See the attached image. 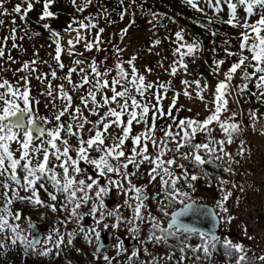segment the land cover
<instances>
[{"label": "snow or ice", "instance_id": "6c2138e0", "mask_svg": "<svg viewBox=\"0 0 264 264\" xmlns=\"http://www.w3.org/2000/svg\"><path fill=\"white\" fill-rule=\"evenodd\" d=\"M39 2L22 0L9 11L8 0H0V17H12V24L15 25V16L18 15L26 23L28 12ZM53 2L43 0L41 21L55 16L50 11ZM72 3L78 12H84L93 5V0H82L80 4L72 0ZM131 3L135 4V0H131ZM185 3L207 17L206 23H195L214 38L226 34L212 28L213 24H227L242 29L239 50L231 51L229 40L225 39V58L213 59L209 66L212 74L218 76L226 61L236 58L224 72V79H219L215 84L214 90L206 80L202 85L200 79L182 80V93L173 89L171 80L149 81L136 66L137 55L133 54L124 60L125 49L114 44V64H107V55L98 60L91 53L107 52L102 38L105 29L99 27L93 16L85 17L88 23L73 18L72 23L78 27L72 28V24H69L64 30L76 33L74 39L68 40L67 49L61 43L60 33L53 30L50 24H43L55 43L52 59L57 67L48 65L50 73H40L35 78L46 85L40 95L45 97L44 107L50 110V116L40 114L41 100L31 94L30 78L37 72L36 60L23 62L22 68L17 70L25 73L20 77L23 84L19 81L13 84L0 77V188L3 189V201L0 202V257L6 258L17 248H22L25 259L30 256L49 259L60 257L65 248L73 246L74 241L83 236L90 245L95 241L93 255L97 264L101 259L104 264H114L115 257L104 252L105 245L100 242L99 229L103 222L104 229L111 227L118 230L123 226L136 239H139L143 226L147 225L148 234L141 241L142 244L165 246L180 253L179 259H176L174 251H169L164 257H157L145 246L143 253L150 259L139 260V250H133L128 257V264H161V261L170 264L173 260L175 264H186L189 259L193 264H214L216 255L221 251L229 264L233 255L237 256L235 264H253L242 243L217 234L216 229L221 224L231 225L235 219L228 202L234 195V189L239 188L240 192H244V187L237 185L233 179H224L215 173L222 170L230 177H235L237 171L233 165L242 167L246 153L251 158V150L243 139L248 127L243 123L244 110L240 107L235 111L230 110L229 97L237 105L246 95L255 97L258 103L264 105V0H204L216 17L215 20L200 6L199 0H185ZM118 4L123 6L124 0H118ZM97 7V16L104 14L106 19H110L111 14L103 3ZM127 10L125 7L119 13L121 20ZM240 10L243 16L239 14ZM222 13L227 15L226 20L222 18ZM151 14L154 18L162 15ZM254 16L258 18L253 22ZM169 19L176 23L174 18ZM4 24L5 20L0 19V26ZM81 29L86 30L84 34ZM93 29L96 31L89 37L87 33ZM16 31L13 26L11 38L14 48ZM127 31V28L121 30V40ZM185 34L184 28L174 33L173 43L177 46L173 56H179L169 68L164 69L163 58L158 61L157 66L172 77L180 70L187 74L186 57L195 60L196 54L203 51L202 41L193 39L188 42ZM7 39L4 38L5 41ZM81 42L83 51L76 48ZM161 43L160 39H155L153 47ZM211 51L215 53L216 47L213 46ZM62 53L71 59V66L65 65ZM4 55L5 50L0 47V57ZM12 59L9 55L8 60ZM43 63L47 64V61ZM57 69L61 72L66 69V74L58 75ZM152 71L149 67L145 68L147 73ZM74 73L79 78L78 82L73 81ZM49 74L52 80L66 81L69 87L66 88L65 83L54 86L52 80L48 79ZM237 77L241 83L233 85ZM253 82L257 91L249 87ZM192 85H195L194 93L189 91ZM169 91L173 92V98L165 107L164 101ZM73 94H79V104L74 103ZM181 94L189 100L203 102L208 114L204 118H200L199 113L180 117L178 114L181 111L193 112L192 108L185 109L178 104ZM209 94L212 96L210 101L206 99ZM248 120L252 132L264 136V126L258 127V110L250 109ZM136 128L140 130L136 131ZM217 128L222 134L221 138H217ZM234 143L237 144L235 154L228 150V146ZM13 144L16 145L15 149ZM209 168L213 171L210 172ZM213 178L221 195L214 208L207 209L206 205L198 202L195 194L201 180L211 187ZM139 179L146 182H134ZM156 183H159V191L150 193L149 186ZM113 191L117 195L122 194L124 200L122 205L109 208L106 201ZM149 201H154L157 211L168 218L166 227L162 226L161 218L153 214ZM17 203L37 212L47 210L41 213V219H46L48 212L56 214V225L43 240L31 235L35 223L30 216H25L23 209L14 207ZM176 205L181 206L179 210L169 213ZM121 208L131 209L132 215L125 217ZM197 209H207L203 214L212 217L210 228L185 223L181 219ZM85 217H91L93 225L85 227ZM109 218L113 221L111 224L107 222ZM22 220L27 221L26 230L21 229L19 222ZM73 222L76 228L68 230V224ZM243 230L247 234L246 225ZM193 238L198 239L199 243L193 245ZM247 238L252 240L255 237ZM116 241L114 247L119 256L127 250L120 237L117 236ZM171 241H175V244ZM75 250L81 251L78 248ZM257 259L260 264H264V255Z\"/></svg>", "mask_w": 264, "mask_h": 264}, {"label": "trees", "instance_id": "16d2710c", "mask_svg": "<svg viewBox=\"0 0 264 264\" xmlns=\"http://www.w3.org/2000/svg\"><path fill=\"white\" fill-rule=\"evenodd\" d=\"M9 1L10 3L9 4L7 3V7L9 8V11H11V8L16 3H22V0H9ZM60 1L61 0H54V2L50 5V11L55 13V16L46 18V20L51 23V28L53 30H55L56 32H59L60 34H66L67 32L64 30L68 28L69 24H72V28L78 27L77 24L72 23L73 18H75L76 20H84L85 23H88V21L85 20V17H88V16L96 17V21L98 22L99 27H105V29L107 30V32L102 35V38L105 41V43L103 44V47L107 49V52H100V54H105L109 56V55H112V51H113L112 45L114 44V45L119 46V38H120V34H118L117 38L112 36L111 31L121 33L122 29L127 28L128 31L124 37H132L133 41L136 43L135 46L138 45V49L132 50V53L136 54L137 51H139L138 52L139 54H136L138 59L135 63H136L137 68L140 70V72L146 75L147 79H148L149 74L155 75L156 81L157 79L159 80V78H164V76H161V75L165 73L164 69H168L169 65L174 60L173 50L176 47V45L172 43V41H170L169 39L173 38L174 40V36H175L174 33L178 31L180 28H184L186 30V33L188 35L191 34L194 39L203 42V51L198 52L196 54L195 60H193L191 57H186V61L188 63V72L190 73V75H194L195 77L193 80L200 79L201 81L206 80L208 83H212L213 80L217 79L218 76H221L220 74L218 76H214L212 74L211 68L209 67L212 64L213 59H224L225 58V53L223 52V48L226 46L223 43L225 39L229 40L230 45H232L231 34L226 33V31L224 32V29L222 28L221 24H213L214 26L212 25L211 27L214 29H218L220 33L226 34V35H218L214 38L209 33H207L204 29L200 28L198 24L195 23L196 21H194L192 18H189L186 15H182L179 18H175L171 14V12L169 11L167 12V10L164 9V5L167 2H163V0H158V1L135 0V4H132L131 0H124L123 6L118 4V0H93V5L87 8L84 12H78L76 10V6H74L72 3V0H64L66 3L65 8L60 9V4H59ZM76 2L77 4H80L82 3V0H76ZM99 3H103L108 8L109 13L111 14L110 19H106L104 14L97 16V13L99 11V8L97 7V5ZM130 4H131V7H128ZM24 6L26 7V5ZM125 7H127L128 10H127V13L125 14L124 19L121 20L119 13ZM42 12H43V0H40V2L35 3L34 8L30 12H28L26 23L22 22L18 15L15 16V20H16L15 25L12 24V17H0V19L5 20V23L9 22V24H11V26H7V24L0 26V47H3L5 50L4 58L6 57L8 58L9 55L12 56L13 58L12 61L9 62L11 66H14L13 67L14 72L11 75V80L6 78V76H5V79L12 81L14 84H16L18 81L22 84L23 81H20V77L22 75H25L24 72L17 71L18 69L22 68V65H23L19 63H23L22 60H28V59H29L28 61L34 60L33 59L34 52L30 54L31 49L27 48V44L25 45V42L27 41V39L31 40L32 38H34V35H35L34 33H39V36H41L42 34H44L45 36H48L49 41L51 40L52 42V49L55 55V51H54L55 43L53 42L50 36V33L45 31L46 29L43 28V24L45 23L44 20L43 21L40 20V16L42 15ZM151 13H159L162 15H157L154 18ZM169 17L174 18L176 20V23H173L172 20L169 19ZM133 19L135 20L134 24H132ZM129 25L131 26L129 27ZM152 25H155V27L159 28L161 32L163 33L159 37H156V39H160L162 42L161 45L156 46V47H153V42L155 39H152L153 37L152 32H150L152 29ZM13 26H15L17 29L15 48L12 46L13 40L11 38V28ZM30 30H32L34 33L31 32ZM145 30L148 33H146ZM80 31L82 32V34H84L86 30L81 29ZM95 31L96 30L93 29L89 31L87 34L90 37L91 35L95 33ZM67 34H69L70 36H73L72 32L71 33L68 32ZM144 34H145V37H144ZM5 37H8L7 41L4 40ZM21 37H23V39H21ZM165 37L167 38L165 39ZM114 41H117V42H114ZM213 41H214V44H213ZM79 45H82L83 47V42L76 45V48ZM213 46L216 47L215 53L211 51ZM150 48L152 49L151 52H149ZM230 50L238 51V49H231V48ZM28 51H29V54H28ZM157 52L160 53L159 56L156 55ZM245 54L247 55L248 53L245 52ZM123 55H124V52H123ZM178 56L179 54L174 58L177 59ZM162 58H163V63H164V69H161L160 67L157 66L158 61H160ZM235 59L236 58L234 57L231 60H228V63L226 61L227 65L221 68L220 72L224 73L225 71H227V68L230 66L232 62L235 61ZM18 60L20 62H18ZM1 63L2 62H0V69H2ZM146 67L153 69V71L148 74L147 72H145ZM37 70H38L37 74L44 73V72L47 73L46 71L43 72V69L41 68ZM32 77H34V75ZM253 85H254V82L251 83L249 87L252 91H256L255 90L256 88H254ZM172 98H173V93L168 92L167 98L164 101L165 107H167V105L171 102ZM208 100L210 101L212 100V98H208ZM244 100H248V104H246ZM179 101H180V98H179ZM179 101H178V104L180 103ZM230 103L231 105H233V109H234L233 111H235L236 110L235 102L232 99H230ZM240 103L242 104V106L243 104L245 106V108L243 106V110H244L243 123L246 126H250V121L248 120V112L250 109L258 110L259 119H262L264 121V105H261L260 103H258L255 97H250L246 95L244 98L241 99ZM178 115L182 117L180 112ZM168 122L170 123V121ZM216 135H217V138H221L222 134L220 133L218 128L216 130ZM243 139L247 142L246 147L250 149L251 142L248 138L247 133H245V135L243 136ZM228 150L232 152L233 154H235L237 151V144L234 143L232 145H229ZM242 165H243L242 167L233 165V167L237 171V175L235 177H230L228 173H225L222 170L217 171L215 175L222 176L224 179H233L237 185H242L244 175L250 169V163L248 160L247 153L245 154V157L242 160ZM208 170L210 172L213 171V169L211 168H209ZM134 182L136 183L135 180ZM212 183L216 185L214 178H213ZM233 192H234V195L232 198H230L229 202L237 205V197L239 196V192H240L239 188L234 189ZM195 196L197 199H199L198 195H195ZM61 199H63V197H61ZM217 200L212 201L214 206ZM179 206L180 205H176L174 209L178 208ZM15 207L19 209H23L25 216L26 217L30 216L32 221H39V222L42 221L40 211L39 212L34 211L29 206L22 205L19 203L15 204ZM174 209H170L169 212H171ZM128 216H130V214ZM22 221L27 222L26 220H22ZM147 229H148V226H147ZM118 230H121V233L123 232V234L125 235L132 236L123 226H121V228H119ZM242 231L244 230L242 229ZM223 236L224 235H222V237ZM82 237L83 236H80L79 238H77L74 241L73 246L65 248L64 253L60 257L49 259L47 257L30 256L27 259H25L22 253L15 250L13 254L9 253L6 258L0 257V264H97L96 258L93 255L94 252L91 248V245L88 244L87 242L86 244L82 243V240H81ZM247 237H246V240H249ZM122 239H125V238H122ZM171 243L175 244V241H171ZM191 243L193 245H196L199 243V240L196 238H193L191 240ZM243 245L248 250L247 256L253 259V264H260L257 258L261 255H264V252L261 249H259L256 245H254L253 243L248 244V246L245 244ZM145 246L148 248V251L150 253H152L153 255L157 257H164L167 255L169 251H174L175 257L179 259L180 253L178 250L168 249L165 246H153L152 244L149 243L147 245L138 244L136 247L132 248V250H139L140 252L139 260L141 261H147L150 259L149 256L143 253V248ZM77 248L81 249V251L77 252L75 250ZM129 256L130 254L126 255L124 260H120V259L114 260V264H128ZM189 256H191V253H189ZM236 259H237V256L233 255V257L231 258L230 264H235ZM99 264H104L102 259L99 261ZM161 264H164V262L161 261ZM170 264H175V260L170 262ZM186 264H193V261L189 259L187 260ZM214 264H229V261L223 255L221 251L219 254L216 255Z\"/></svg>", "mask_w": 264, "mask_h": 264}, {"label": "rangeland", "instance_id": "374dc122", "mask_svg": "<svg viewBox=\"0 0 264 264\" xmlns=\"http://www.w3.org/2000/svg\"><path fill=\"white\" fill-rule=\"evenodd\" d=\"M151 1H158V0H151ZM163 2H167L164 5V9H166L167 12L168 11L171 12V14L175 18H179L182 15H186L189 18H192L194 21H199V22H204V23L207 22V17H205L202 13L197 12L195 9H193L189 5H187L185 3V0H175V1L174 0H163ZM199 2H200V6L203 7L205 9V12L208 13V16L212 17L215 20L216 17L213 16L212 11L210 9H208L207 6L204 4V0H199ZM9 3H10V1L8 0V4ZM59 4H60V9H64L65 8L66 3H65L64 0H61L59 2ZM225 11H226V9H225ZM239 14L241 16L244 15L242 10H240ZM221 16H222L223 19H225V20L227 19V15H224L222 13ZM256 18H258V17L254 16L252 18V21L254 22V20ZM44 22L50 24V26H51V23L49 21H47L46 19L44 20ZM6 24H7V26H11V24H9V22L5 23L4 25H6ZM221 25H222V28L224 29V32L226 31V33H230L231 36H232L231 49H238L239 50V43H240L239 37H240V31H242V29H236V28H233V27H231V26H229L227 24H221ZM103 28L105 29V27H103ZM30 31L33 32L32 30H30ZM45 31L48 32V30H45ZM106 32H107V30L105 29L103 34H105ZM111 32H112V36H114L116 38L118 37V34H120V33L115 32V31H111ZM150 32H152V36L154 37V38L152 37V39H156V37H159L161 34H163L159 28L155 27V25H152V29H151ZM67 33L66 34H60L61 35L60 36L61 37V43L62 42L64 43V44L62 43V45H63V47L65 49L68 48V43H67L68 40L74 39L75 36H76L75 32H72L73 36H70ZM146 33H148V32L146 31ZM62 36H64V37H62ZM144 37H145V34H144ZM166 38L167 37H165V39ZM193 39L194 38L192 37L191 34L190 35H188L187 33L185 34V40H187L188 42H191ZM169 40L172 41V43H173V41H175V36H174V40H173V38H170ZM114 42H117V41H114ZM134 43L135 42L133 41L132 37H124L123 40H121L119 38V46L121 48L125 49L124 55H123V58H125L124 60L129 59L131 57V55H133L132 50L138 49V45L135 46L136 43L135 44ZM26 44H27V48L31 49L30 50V52H31L30 54H32V52H34L33 59L37 61V64L35 66L37 69L41 68V69H43V72L46 71L47 73H50L51 70L48 67V65H51L52 68H56L57 67L56 66V62L52 59V56H54V53H53V49H52V42H51V40L49 41L48 36H45L44 34H42L41 36L34 35V38H32L31 40L27 39V41L25 42V45ZM77 49L79 51H83L82 45H79L77 47ZM182 51H186V49H182ZM138 52L139 51H137L136 54H139ZM28 54H29V51H28ZM85 55L87 56L89 54L85 53ZM91 55L96 56L98 60H102L105 54H100V53H97V52L93 51L91 53ZM173 59H175V58L173 57ZM28 60H22V61L25 62V61H28ZM62 60H63V62L65 63L66 66H71V59L65 53L62 54ZM114 60H115V58L112 55H109V59L107 61V64L109 66H112L114 64ZM44 61H47V64L43 63ZM0 62H2L1 63L2 69L0 71V73H1L0 77H3L5 79V76H6V78L11 80V75L14 72L13 71L14 70L13 69L14 66H11L10 63H9L11 61H9L7 57L6 58L0 57ZM18 62H20V61L18 60ZM227 63H228V61H227ZM227 63H225L221 68L225 67L227 65ZM19 64H23V63H19ZM3 69H7V71H3ZM18 72H20V71H18ZM37 72H38V70H37ZM37 72L34 73L33 74L34 77H31V79H30V82H31L30 85H31V89H32L31 94H32V96H34L36 98H41V104H40L41 115L50 116L51 115L50 110L46 109L44 107L45 97L40 95L41 92H43L45 90L46 85L45 84H41L40 81H38L35 78V76L37 75ZM57 72H58V75L63 76V75L66 74V69H65L64 72H61L59 69H57ZM164 72L165 73L161 75V76H164V78H159V81L160 82H165V81L171 80L173 89H175L177 91H181V93H182L183 88H184V85L181 84V81L184 80V79L192 81L195 78L194 75H190L189 72L187 74H185L183 72V70H180L178 72V74L176 76H174V77L170 76L168 72H166V71H164ZM219 74L221 76H218L217 79L213 80L212 83H209L212 86L213 90H214L215 84L218 82V80L219 79H224V73L220 72ZM48 79L52 80L50 74L48 76ZM78 80H79L78 76L74 73L73 74V81L78 82ZM148 80L156 81L155 75L149 74ZM204 82H205V80H202L201 84L203 85ZM52 83H53L54 86L59 84V83H65V87L66 88L69 87L67 85L66 81L52 80ZM232 83H233V85H238V84L241 83V81H240L239 77H237V78H235L233 80ZM22 84H23V82H22ZM38 85H40V86H38ZM253 87L255 88V84L253 85ZM69 91L71 92L70 88H69ZM189 91H192L194 93L195 85H192V87L189 89ZM232 91H233V93H235V88H233ZM169 92H172V91H169ZM73 96H74V103L75 104H79L80 103L79 94H73ZM208 98H212V96L209 94V95L206 96L207 100H208ZM230 99H232V98L229 97V108H230V110L233 111L234 109H233V105H231V103H230ZM179 102H180L179 105H183L185 109H187V108H192L193 109V112H191V113L186 111V110L185 111H181L180 114L182 115V117L192 116L195 113H199L200 114V118H204L207 115V113L205 111L204 103L200 102L197 99L189 100L188 98L184 97L183 94H181ZM244 102L246 104H248V100H244ZM235 105H236L235 106L236 110H237L238 107L243 109V106H244V104L242 106L241 103L239 105H237V103H235ZM57 106L59 107V103L57 104ZM244 108H245V106H244ZM85 115H87V113H85ZM93 119H95V118L93 117ZM258 127H260L259 124H258ZM135 130L139 131L140 129L136 128ZM200 139H202V138H200ZM249 140H251V139L249 138ZM73 143H74V141H73ZM15 147H16V145L13 144V149H15ZM251 156H252V150H251ZM261 158H264V151L261 152ZM248 159H251V158L248 157ZM81 163L83 164V162H81ZM258 173H261V174L264 175V162L261 164L259 170L255 169V173H251L252 178L247 179L249 186L252 187V188H255L256 186L261 184V181H259L260 177H258L257 179H254L258 175ZM90 174H91V172H90ZM244 180H245V177H244ZM135 181H136L137 184H142V183L146 182L144 179H139V180H135ZM159 187H160L159 183H156L154 186H149L148 190H149L150 193H155V192L159 191ZM50 191H51V188H50ZM244 192H245V190H244ZM244 192H242V193H244ZM2 193H3V189L0 188V202L3 201ZM23 194L24 193L22 192L21 195H23ZM195 195L199 196L198 197L199 199H197V200L200 203L213 205L212 201H215V200L219 199L221 193H220L219 188L215 184L212 183V186L209 187L208 184L204 180H201L198 183V185H197V193ZM43 198L47 199V197H43ZM123 200H124V196L122 194L121 195H117L116 192L114 193V191H113L111 193L110 197L107 199L106 204H107V206L109 208H111V207H114L117 204H121L122 205L123 204ZM228 204H229V207H230V209L232 211V214L235 216V219L233 220L231 225L221 224L222 235L230 237L233 240V242L234 241L235 242L239 241L240 243L245 244L247 246H248V244H251V243H253L255 245V242L253 240H246V237L249 236V234H248V231H247V234H245V232L242 231V229H244L245 224H244V222H242V219H240L241 220L240 221L238 216H237L238 208L236 207L235 204H232L230 202ZM149 206H150L153 214L156 215V216H159L161 218V220L163 222L162 226L166 227L168 218L166 219V217H163L157 211L156 203L154 201H149ZM46 211L47 210L41 209L40 213H43V212H46ZM121 211L123 212V215L125 217H127L129 214H130V216L132 215V210L129 209V208H121ZM169 213H171V212H169ZM60 219H63V216H60ZM56 221H57L56 214L48 212L47 213V218L46 219H42V221L39 222L40 226H42L45 229V236L47 235L48 231L52 227H54L56 225ZM107 222L109 224H111L113 221H112L111 218H109V220ZM19 223L21 225V229H25V230L27 229V222H24V221L21 222L20 221ZM83 223H84L85 227H88V226L93 225V220H92L91 217H85V220L83 221ZM75 228H76V224L74 222L68 224V230H73ZM99 230L101 231V233L104 232V231H109V230L113 232V245H112V247L107 248V249H105L103 251L106 252L111 257H115V260H117V259L124 260L126 255L131 254V252L133 251L132 249L128 248V249H126L127 251H125V252L121 253L119 256H117V249L114 247V245L117 243V241H116V237L117 236L120 237V239L123 241L124 244H127L129 241L131 242V240H129V239H132L133 241H135L137 243V244L136 243L135 244L138 245V244H142L141 241H143L145 239V237L147 236V234H148L147 225L143 226V231L141 232L139 239L133 238L132 236L125 235V234H123V232L121 233V230H114L111 227H109L108 229H104L103 228V222H101V226H100ZM61 231L62 232L64 231L62 226H61ZM25 234H27V232ZM122 236H124V237H122ZM122 238H125V239H122ZM81 240H82V243L86 244V241L84 240L83 237H82ZM135 244H134V246H136ZM91 248H92L93 252H95V241L91 245ZM20 250H21V248H20ZM13 253H14V249L10 252V254H13Z\"/></svg>", "mask_w": 264, "mask_h": 264}, {"label": "built area", "instance_id": "2783aa9c", "mask_svg": "<svg viewBox=\"0 0 264 264\" xmlns=\"http://www.w3.org/2000/svg\"><path fill=\"white\" fill-rule=\"evenodd\" d=\"M263 151V145L255 144V151L252 160L256 165L259 164L261 152ZM258 177H260V185L255 188H252L249 185L245 186L239 215L247 224L250 232L259 242L261 247L264 248V175L258 173L254 179H257Z\"/></svg>", "mask_w": 264, "mask_h": 264}, {"label": "water", "instance_id": "95a60500", "mask_svg": "<svg viewBox=\"0 0 264 264\" xmlns=\"http://www.w3.org/2000/svg\"><path fill=\"white\" fill-rule=\"evenodd\" d=\"M201 204H204V203H201ZM204 205L207 206V209L214 208L210 204H204ZM180 207H178L175 210L178 211ZM207 209L194 210L192 213H189L188 215L181 217V219L185 223L194 224V225H196L198 227H202V228H210L212 226V217L203 214ZM216 231H217L218 235H221V227L220 226L216 229ZM31 235L35 236L36 238H39L41 240L43 239V231H42V229H40L38 227L37 224H35V227L31 230ZM100 242L105 245V248L110 247L113 244V232H111V231L102 232ZM134 244H135V241L131 240V242L129 244H125V246H134Z\"/></svg>", "mask_w": 264, "mask_h": 264}, {"label": "flooded vegetation", "instance_id": "af4514ba", "mask_svg": "<svg viewBox=\"0 0 264 264\" xmlns=\"http://www.w3.org/2000/svg\"><path fill=\"white\" fill-rule=\"evenodd\" d=\"M38 99H40V100H41V98H38ZM40 114H41V112H40Z\"/></svg>", "mask_w": 264, "mask_h": 264}]
</instances>
